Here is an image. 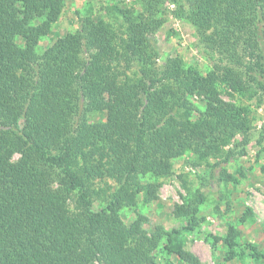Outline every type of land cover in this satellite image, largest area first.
<instances>
[{"label":"trees","instance_id":"1","mask_svg":"<svg viewBox=\"0 0 264 264\" xmlns=\"http://www.w3.org/2000/svg\"><path fill=\"white\" fill-rule=\"evenodd\" d=\"M170 1L212 57L220 53L206 73L180 57L153 67L164 0H135L140 11L120 8L125 36L86 15L42 53L38 40L51 32L64 0H0V264H158L160 255L176 264L172 255H185L184 234L197 229L206 193L175 204L182 227L148 231L146 214L127 224L121 212L136 210L140 196L145 204L156 200L175 158L193 151L207 162L219 153L224 162L249 141L251 109L220 94L264 90V0ZM136 62L139 77L129 74ZM194 94L206 106L198 115ZM94 112L105 120L93 121ZM236 135L241 140L224 151ZM106 176L116 186L95 209L89 189ZM240 234L231 225L213 238L225 244L227 259L244 258L242 245L252 259L264 258ZM188 264L200 261L191 256Z\"/></svg>","mask_w":264,"mask_h":264},{"label":"rangeland","instance_id":"2","mask_svg":"<svg viewBox=\"0 0 264 264\" xmlns=\"http://www.w3.org/2000/svg\"><path fill=\"white\" fill-rule=\"evenodd\" d=\"M211 6L216 0H207ZM117 7V8H115ZM140 11L135 0H64V9L57 22L52 25L51 32L38 40L37 50L42 53L57 38L80 28L81 18L89 15L96 20L103 19L120 36H125V18L119 9ZM176 5L170 0H164L160 8V16L164 23L155 32L151 42H155L158 55L155 56V69H164L166 58L180 57L182 61L195 66L203 73L213 68L214 59L220 58V53L212 51L208 44L200 39L194 26L176 14ZM152 66V65H150ZM141 64H132L129 74L141 76ZM137 73V74H136ZM161 86V85H160ZM257 93L253 97L241 96L231 89H221V96L226 101L238 105H246L251 109V132L249 141L240 147L231 159L224 161L219 153L211 155L207 162L199 161L193 151L173 160L172 172L163 177L162 186L158 189V198L145 204L143 197H139L136 210L124 208L121 212L123 220L130 224L136 218L137 212L148 216L145 227L152 231L154 226L162 224L166 229L182 227L186 220L174 217L175 204H181L185 198L195 195L198 190L207 194V200L201 204L196 230L186 232L184 252L180 257L172 255L176 264H188L190 257H198L200 264H264V258L255 260L248 253V248L242 245L246 256L240 258L235 255L226 258L227 248L222 241H215L214 236H224L229 226L233 225L240 230L242 243L250 242L264 253V90L256 86ZM194 105L192 111L198 115L205 110V101L202 95L194 94L190 97ZM93 121L105 120V113L94 112ZM241 140L236 135L232 143L224 146V151L234 147L235 142ZM16 155L15 158H17ZM197 162V165L194 163ZM65 163L63 160L61 164ZM218 163V164H214ZM66 164L64 165V167ZM233 175L235 180L226 181L223 171ZM61 173V170H57ZM116 181L106 176L97 179L89 189L94 208L98 209L105 204L107 195L113 191ZM93 188L95 190H93ZM74 199L79 192L73 193ZM74 201H71L73 206ZM96 264H103L96 261ZM158 264H165L160 255Z\"/></svg>","mask_w":264,"mask_h":264}]
</instances>
